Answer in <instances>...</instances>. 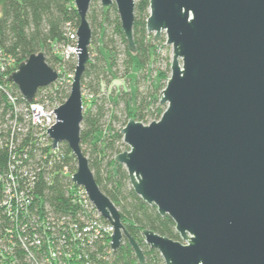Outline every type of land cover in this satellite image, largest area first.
I'll list each match as a JSON object with an SVG mask.
<instances>
[{"label":"water","instance_id":"95a60500","mask_svg":"<svg viewBox=\"0 0 264 264\" xmlns=\"http://www.w3.org/2000/svg\"><path fill=\"white\" fill-rule=\"evenodd\" d=\"M92 1L74 0L77 64L69 97L53 110L57 122L47 132L53 148L69 145L77 159L73 182L114 226L112 251L127 239L144 264L141 246L101 190L81 146ZM100 3L117 6L128 48L136 51V1ZM146 28L156 41L165 32L173 49L160 94L165 111L149 124L130 118L121 130L129 149L115 160L127 169L136 194L174 220L181 240L144 229L145 241L165 264H264V0H150ZM58 79L43 51L10 76L28 102Z\"/></svg>","mask_w":264,"mask_h":264},{"label":"trees","instance_id":"16d2710c","mask_svg":"<svg viewBox=\"0 0 264 264\" xmlns=\"http://www.w3.org/2000/svg\"><path fill=\"white\" fill-rule=\"evenodd\" d=\"M150 15V0H136L134 39L136 51L128 48L122 30L117 6L103 7L100 0H93L88 13L92 28L90 58L82 79L86 91L84 98V120L81 127V146L88 156L101 190L114 202L122 216L123 223L131 236L141 246L146 261L144 264H165L160 252L150 247L144 238L143 230L151 229L161 235L181 240L176 224L170 216H162L156 206L149 205L134 191L127 169L116 162L115 156L128 146L124 142L121 128L114 126L121 120L117 109L123 103L125 126L130 118L144 124L159 120L165 111L160 103V94L166 87L171 74L170 64L160 66L164 61L159 52V41L147 32V19ZM80 17L74 0H0V48L14 60V67L8 69L9 83L22 102L26 100L19 93L17 85L10 81V75L31 54L43 51L50 66L60 70L59 80L38 91L36 99L50 104H62L69 97L71 78L74 74L77 57L64 59L62 47L72 43L68 28L77 29ZM122 51L123 57L120 53ZM139 71L135 81V93L114 88L107 91L110 77H118L123 71L128 76L133 69ZM69 79V80H68ZM141 83L145 88L141 90ZM89 96H92L91 98ZM134 102L135 110L130 109ZM109 118V120H107ZM47 153L49 149L46 150ZM50 162L52 164H50ZM43 172H54L49 181L41 179L38 192L56 209L70 208V187H77L71 174L77 170V159L66 142L58 146L57 154H49L45 159ZM3 157L0 170L5 168ZM64 172H68L65 174ZM2 185L0 184V194ZM9 223L0 210V230ZM94 264H140L133 248L125 239L113 252L110 238L95 242L91 252Z\"/></svg>","mask_w":264,"mask_h":264},{"label":"built area","instance_id":"2783aa9c","mask_svg":"<svg viewBox=\"0 0 264 264\" xmlns=\"http://www.w3.org/2000/svg\"><path fill=\"white\" fill-rule=\"evenodd\" d=\"M68 37L72 43L60 52L65 60L77 57V29L69 27ZM14 65L0 48V162L3 157L6 161L0 170V210L10 223L0 230V264H94L95 242H111L114 226L82 186L69 188L67 210L56 209L38 192L41 179L49 181L55 174L43 170L48 155L57 154L47 129L57 122L53 110L60 104L40 101L38 93L28 102L19 92L26 100L22 102L4 78ZM67 77L72 82L73 74Z\"/></svg>","mask_w":264,"mask_h":264},{"label":"rangeland","instance_id":"374dc122","mask_svg":"<svg viewBox=\"0 0 264 264\" xmlns=\"http://www.w3.org/2000/svg\"><path fill=\"white\" fill-rule=\"evenodd\" d=\"M163 37H165V38H163ZM161 38H163V40H162V43L160 44L159 52L161 54V57L164 58V61L160 62V66L162 68H165V66L167 64L171 65L173 49H172L171 45L167 44V37H166V33L165 32L162 33V37ZM120 54H121L120 56L123 57L122 51H121ZM90 58H92V56ZM138 74H139V71L135 68V69H133V71L128 76H124L123 75V71H121V73L118 75V77H114V78L110 77L111 82L110 83L107 82V84H106L107 85V91L110 92V91H112V89L118 88L120 90L121 89L122 90L125 89L127 91H130L132 94H134L135 93V87H136L135 86V81H136V79L138 77ZM144 88H145V84L141 83V90H143ZM85 96H86V91L83 88V98H85ZM124 108H125L124 104L121 103L119 108L117 109V114L119 115L121 120H120V122L119 121L115 122L114 126L116 128H121L122 127V129H123L125 127V126H123L124 125L123 122H124V119H125V116H126ZM130 109L132 111L135 110L134 102L130 105ZM84 111H85V108H84ZM107 120H109V118ZM128 149H129V147H128ZM128 149H125L124 151H126Z\"/></svg>","mask_w":264,"mask_h":264}]
</instances>
